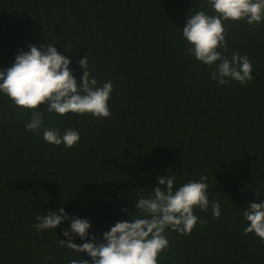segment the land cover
I'll use <instances>...</instances> for the list:
<instances>
[{
  "label": "trees",
  "instance_id": "obj_1",
  "mask_svg": "<svg viewBox=\"0 0 264 264\" xmlns=\"http://www.w3.org/2000/svg\"><path fill=\"white\" fill-rule=\"evenodd\" d=\"M200 5L215 14L206 0H0V68L18 50L50 43L78 82L86 55L98 86L113 83L108 118L39 106L43 127L79 132L72 148L26 131L31 111L0 92V264L90 261L59 243L71 220L38 231L35 216L63 207L102 242L116 222L142 215L137 197L166 190L158 177H175L178 188L202 174L210 204L194 214L207 222L189 235L166 229L169 248L158 264H264V242L243 231V209L264 201V21L224 22L227 50H218L247 55L254 79L220 85L210 78L216 65L197 61L182 36Z\"/></svg>",
  "mask_w": 264,
  "mask_h": 264
},
{
  "label": "clouds",
  "instance_id": "obj_2",
  "mask_svg": "<svg viewBox=\"0 0 264 264\" xmlns=\"http://www.w3.org/2000/svg\"><path fill=\"white\" fill-rule=\"evenodd\" d=\"M215 14L209 15L201 10L190 15L182 29V36L191 45L187 48L190 55L204 65H216L211 79L220 85L228 80L242 85L251 82L253 65L247 55L233 53L231 58L222 55L227 50L226 21H246L249 25H258L264 21V0H206ZM28 51L18 50L14 63L0 68V92L8 96L12 103L31 111V117L25 124L26 131L40 132L47 143L59 146L62 143L72 148L80 140L77 130L45 128L44 110L64 116L68 113L108 118L111 115L108 101L113 91V83L108 80L102 87L91 75L87 56L78 61L82 69V79L78 82L69 68L70 59L58 52L56 45L46 46L30 44ZM218 62V63H217ZM227 78V79H226ZM47 107L41 111L40 105ZM160 185L166 190L155 187L149 197H137L136 211L141 216L131 214L130 220L118 221L110 231L103 233V241L95 235L89 237L90 222L84 218L69 216L63 207L59 214L50 211L43 216H35L40 221L34 227L38 231L56 229L62 222L71 220L70 228L60 239L62 247L76 252H86L91 258L71 259L69 264H158L159 255L169 248L165 230L170 228L180 235H189L199 221L206 220L194 214V208L207 212L209 208L208 177L201 175L199 180L174 187L175 177H158ZM261 193L257 191V195ZM213 218L222 214L220 202L211 201ZM243 217L248 222L244 234L254 233L264 242V201L252 202L243 209ZM73 234L84 243L74 242Z\"/></svg>",
  "mask_w": 264,
  "mask_h": 264
}]
</instances>
